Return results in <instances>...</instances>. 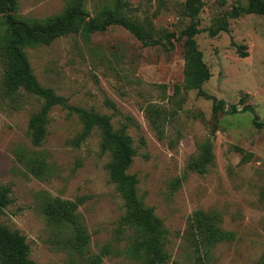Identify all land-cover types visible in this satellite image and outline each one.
I'll return each mask as SVG.
<instances>
[{"label":"rangeland","instance_id":"rangeland-1","mask_svg":"<svg viewBox=\"0 0 264 264\" xmlns=\"http://www.w3.org/2000/svg\"><path fill=\"white\" fill-rule=\"evenodd\" d=\"M14 1L15 15L27 21L48 20L71 2ZM201 1L202 31L194 41L211 75L202 90L225 108L249 105L253 113H213L212 100L185 89L187 65L179 35L190 18L184 0H120L121 14L150 23L154 39L174 33L171 51L143 46L126 29L110 26L24 52L41 86L68 105L108 116L114 130L125 127L135 152L128 173L138 179V198L160 221L163 264H262L264 124L254 127L252 119L255 114L258 123L264 121V16L226 18L228 32L210 37L208 30L247 0ZM115 2L82 0V5L94 17ZM2 78L0 62V186H9L11 200L1 224L25 237L36 264H88L98 255V264H143L142 235L122 221L123 200L109 180L110 157L100 150L99 131L76 145L80 121L54 106L44 139L33 145L28 120L42 102L22 90L4 95ZM150 106L162 113L160 135L145 112ZM203 143L211 144L213 160L199 172L195 167ZM63 201L77 203L73 214L86 237L81 247L75 228L60 219L58 203ZM195 212L211 216L234 238L213 244L201 240L191 224Z\"/></svg>","mask_w":264,"mask_h":264},{"label":"trees","instance_id":"trees-1","mask_svg":"<svg viewBox=\"0 0 264 264\" xmlns=\"http://www.w3.org/2000/svg\"><path fill=\"white\" fill-rule=\"evenodd\" d=\"M184 11L190 18V24L184 28L179 37H183L184 60L187 65L185 89H195L199 97L212 100L211 111H222L231 115L237 112L253 109L249 105H243L240 110L236 106L225 108L224 102L208 98L202 90V85L211 77L210 72L203 61V55L197 48L195 36L202 29L199 28V13L203 7L201 0H184ZM123 7V6H122ZM120 0H116L113 7L101 9L94 17H89L84 11L82 0H71L61 13L52 16L48 20H23L15 15L16 5L14 0H0V19L3 31L0 34V62L3 66L2 87L3 94L13 96L22 90L41 100L40 109L33 113L28 120V134L33 145H40L46 135L48 114L52 107L60 106L67 116L75 115L81 123V131L76 139V145L85 140L94 129L100 134V150L110 157L108 163V176L110 182L119 192L125 209L122 221L126 225L135 226L142 235L141 245L144 249L143 264H163L166 255L162 250L161 224L153 215L151 208L145 207L137 195L138 179L129 174L128 169L135 154L131 145V138L125 133V127L114 130L110 118L99 114L92 109L85 110L68 105L65 99L56 95L51 88L41 86L33 75L30 63L24 49L38 45H48L54 39L68 35H84L88 37L95 32H104L110 26H120L131 33L143 46H161L166 51L174 48V33L163 32L162 39H154V29L150 23L141 24L138 21L127 18L121 14ZM241 14H256L264 16V0H247V5H237L226 13L225 19L215 29H209L208 35L214 37L219 32H228L226 18H237ZM240 57H246V53L236 46ZM242 103V99L239 101ZM111 105V103H110ZM113 106V105H112ZM152 106L145 112L151 124L160 135L157 122L162 118L159 109ZM253 115L252 124L259 127L264 124L256 121ZM200 165L195 167L202 172L203 166L212 162L211 144L203 143L200 146ZM9 186H0V216L11 200L9 198ZM80 202V201H77ZM77 203L63 201L58 203V213L63 222L72 224L76 230L75 240L78 246L85 242V231L80 226L73 214ZM191 224L201 240L208 244L220 241H231L232 232L222 231L215 226L213 218L206 214L195 212ZM30 247L25 237L18 232L8 229L0 222V264H36L30 259ZM101 255L95 256L88 264H98ZM264 264V263H262Z\"/></svg>","mask_w":264,"mask_h":264}]
</instances>
